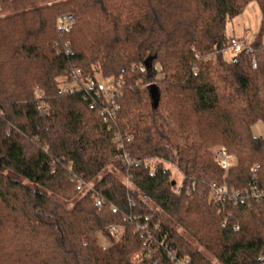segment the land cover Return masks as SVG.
Here are the masks:
<instances>
[{
	"label": "trees",
	"instance_id": "16d2710c",
	"mask_svg": "<svg viewBox=\"0 0 264 264\" xmlns=\"http://www.w3.org/2000/svg\"><path fill=\"white\" fill-rule=\"evenodd\" d=\"M50 1L0 13V264H136L148 250L141 264H175L171 251L214 264L178 226L222 264H263L264 201L221 206L211 184L264 189V0ZM251 1L252 51L227 58L229 20ZM97 75L122 82L112 117L87 85ZM220 143L238 158L227 172L208 149ZM110 224L125 229L104 250Z\"/></svg>",
	"mask_w": 264,
	"mask_h": 264
},
{
	"label": "built area",
	"instance_id": "2783aa9c",
	"mask_svg": "<svg viewBox=\"0 0 264 264\" xmlns=\"http://www.w3.org/2000/svg\"><path fill=\"white\" fill-rule=\"evenodd\" d=\"M3 1L5 0H0V13H2ZM74 22L75 15L73 13H64L58 17L56 26L59 27L62 31H70L73 27ZM248 44V42L241 39L240 37L231 35L230 40L227 44V49L237 54L242 52L244 50V47H246L248 48V51L251 52L252 48H250ZM252 62L254 66L257 65L255 57H252ZM142 70H145V68H142ZM78 75L79 72L74 70L72 73V79L76 80ZM87 83L88 87L94 90V93L97 97H101L102 99H105L107 101L108 105L104 107L103 112H105L110 117L114 116L121 106L119 99L121 97L120 87L122 86V82H120L119 80H101L99 77H97L96 79H89ZM214 156L217 163L225 168L226 172L233 165H235L234 159L232 158V156L227 154L226 149L220 148L216 150ZM123 160L124 162H126L128 160V156L124 155ZM128 162L133 161L128 160ZM147 163H151V160L149 159ZM253 170L256 171L257 167L253 168ZM77 189L80 191H92L94 189V184L87 183L82 179H78ZM211 192L214 202L221 206H223L225 202H232L233 204H236L237 202H251L252 200L264 201V189L257 188L254 184H251L249 187L243 190L232 191L229 189L227 183L225 182L221 184L213 182L211 184ZM95 197L97 206L101 207L106 203L103 197H100L99 195H96ZM140 227L142 229L148 228L147 225H140ZM108 231L111 232L113 238L117 239V241L120 240L121 228L119 226L111 224L108 227ZM151 255L152 252L148 250L145 253H141L139 258L142 259L144 256L150 257ZM170 258L171 261H173L175 264H191L190 258H179L175 251L170 252Z\"/></svg>",
	"mask_w": 264,
	"mask_h": 264
},
{
	"label": "rangeland",
	"instance_id": "374dc122",
	"mask_svg": "<svg viewBox=\"0 0 264 264\" xmlns=\"http://www.w3.org/2000/svg\"><path fill=\"white\" fill-rule=\"evenodd\" d=\"M50 3H52V1H50V0H42V2L40 4H41V6H43V5H49ZM258 9H259L258 19H260V22H259V24L256 27H258V30H259V25H260L262 19H261V10H260V7L259 6H258ZM241 18L239 16H237V17H234L233 19L229 20V23H228V32H227L229 34V36H231L232 28H235L236 34H238V33L240 35L241 34L242 35L246 34V36H249L248 31H247L248 29L243 30V28H244L243 25L244 24L242 23ZM255 25H256V23H255ZM255 33H256V37H257L258 36V32L256 31ZM223 53H224V55L227 58H230L231 54H233V52L231 50L227 49V46L223 50ZM97 76L99 78L101 77L100 75H97ZM160 77H162V75H160L159 78ZM67 80L68 79H66V78L63 77L61 79V84H63L64 86H70V87L75 86V84H76L75 82L69 84V83L66 82ZM262 126H263V122L262 121H258L256 124H254L252 126V133H254L255 135H257V132H259V131L262 130ZM263 131H264V129H263ZM262 134H264V133L262 132ZM220 148L226 149V147H225V145L223 143L216 144L214 146H211L208 149H209V152H211L212 154H214L215 151L218 150V149H220ZM226 152H227V154H229L230 156H232V158L235 161L234 163L236 165L238 163L237 162L238 161L237 154L235 152L234 153H231L227 149H226ZM235 165H233V166H235ZM225 176H226V173H224V177ZM173 179H175L178 184H181L182 183V180H183L182 179V173L180 172L179 169L173 168ZM179 189H180V187L177 190L179 191ZM71 205H72V203H71ZM113 225H117V226H119L121 228V235H122L123 234V231L125 229V226H121V225H118V224H113ZM177 229L179 230V232L183 233L184 236H186V238L191 242L192 246L194 248L196 247L197 250H199L200 253L207 260L211 261L214 264H222V263H220L217 260V258L215 257L214 253H212L211 251H209L208 249H206L199 241H197L196 239L192 238L187 233H185L182 226H178ZM95 236L97 237V240H99V244H100V246L104 250H107L110 247L111 244L117 242V239L113 238L111 232H109L108 229H104V230L98 231L97 233H95ZM140 255H141V253L138 252V254H136L134 256V261H135L136 264L141 261V259L139 258ZM140 264H141V262H140Z\"/></svg>",
	"mask_w": 264,
	"mask_h": 264
},
{
	"label": "crops",
	"instance_id": "0c3cea01",
	"mask_svg": "<svg viewBox=\"0 0 264 264\" xmlns=\"http://www.w3.org/2000/svg\"><path fill=\"white\" fill-rule=\"evenodd\" d=\"M258 6L260 7V5H258L257 2L251 1L247 4V6L245 7L241 16L239 15L240 18L242 17L241 20H242V23L244 24L243 30L248 29L247 31H248L249 36H246V34H244V35H242V34L240 35L239 33L236 34L235 28H232L231 35H236L248 43H250L254 40V38L256 37L255 32L256 31L258 32V27H256V26L260 22V19H258V14H259ZM260 10H261V8H260ZM255 23H256V25H255ZM262 132H263V126H262V130L257 132V136H262Z\"/></svg>",
	"mask_w": 264,
	"mask_h": 264
},
{
	"label": "water",
	"instance_id": "95a60500",
	"mask_svg": "<svg viewBox=\"0 0 264 264\" xmlns=\"http://www.w3.org/2000/svg\"><path fill=\"white\" fill-rule=\"evenodd\" d=\"M175 183V182H174Z\"/></svg>",
	"mask_w": 264,
	"mask_h": 264
}]
</instances>
